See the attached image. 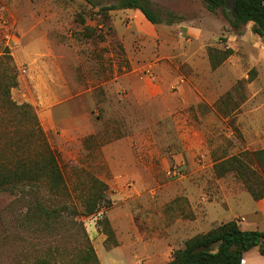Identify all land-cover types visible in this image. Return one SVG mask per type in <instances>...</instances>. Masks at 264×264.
<instances>
[{
    "label": "rangeland",
    "instance_id": "obj_1",
    "mask_svg": "<svg viewBox=\"0 0 264 264\" xmlns=\"http://www.w3.org/2000/svg\"><path fill=\"white\" fill-rule=\"evenodd\" d=\"M91 1L0 0V54L7 47L17 71L10 99L36 113L68 191H0V264H68L84 234L100 264H166L186 239L227 220L264 231V198L214 172L264 148V38L202 0H148L171 20L157 24L137 9L101 10L117 0ZM209 52L227 55L213 68ZM12 111L0 105V147L29 128ZM36 144L20 149L30 156ZM87 175L107 185L111 205L69 216L61 206L81 210ZM36 200L58 221L33 216ZM102 216L116 245H106ZM241 264L264 256L253 248Z\"/></svg>",
    "mask_w": 264,
    "mask_h": 264
},
{
    "label": "trees",
    "instance_id": "obj_2",
    "mask_svg": "<svg viewBox=\"0 0 264 264\" xmlns=\"http://www.w3.org/2000/svg\"><path fill=\"white\" fill-rule=\"evenodd\" d=\"M202 2L210 12L220 9L232 28L251 22V31L264 38V0H234L232 10L225 0ZM90 3L96 4L91 0ZM118 8L137 9L153 24L171 21L153 10L148 0H117L114 4L102 6L101 10ZM226 55L218 56L209 52L211 66L216 67ZM16 75V66L10 51L4 47L0 54V105L13 110V119L19 124L28 125L29 128L21 136L15 134L13 140L9 139L12 144L0 147V191H11L24 184H30L32 187L43 185L55 197L64 199L68 195L64 174L56 152L49 146L40 128L36 113L28 103L17 104L10 99V89L17 85ZM14 133H18V130ZM20 141L23 146L37 141L38 148L33 155L25 156L20 149ZM3 148H10V153L7 154ZM214 172L217 176L233 173L254 199L264 198V148L225 158L214 165ZM80 183L83 188L81 210H76L73 205L61 206L69 216L92 215L100 208L111 205L106 195L107 185L97 177L87 175ZM41 212L45 213L46 220L58 221L61 217L55 207L50 210L43 209L36 200L30 208V213L35 216ZM97 224L105 235L106 245H116L114 230L109 220L102 216L97 220ZM83 237L81 246L79 245L68 264H100L91 242L85 234ZM253 248L264 256V231L242 229L236 220L230 219L186 239L183 246L172 250L166 264H241L243 255ZM33 264L54 263L48 258H39Z\"/></svg>",
    "mask_w": 264,
    "mask_h": 264
},
{
    "label": "water",
    "instance_id": "obj_3",
    "mask_svg": "<svg viewBox=\"0 0 264 264\" xmlns=\"http://www.w3.org/2000/svg\"><path fill=\"white\" fill-rule=\"evenodd\" d=\"M225 1L228 4L229 9L232 10L234 0H225Z\"/></svg>",
    "mask_w": 264,
    "mask_h": 264
},
{
    "label": "built area",
    "instance_id": "obj_4",
    "mask_svg": "<svg viewBox=\"0 0 264 264\" xmlns=\"http://www.w3.org/2000/svg\"><path fill=\"white\" fill-rule=\"evenodd\" d=\"M242 262V261H241Z\"/></svg>",
    "mask_w": 264,
    "mask_h": 264
}]
</instances>
